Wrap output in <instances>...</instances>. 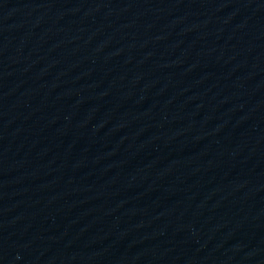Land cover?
I'll list each match as a JSON object with an SVG mask.
<instances>
[{
	"label": "water",
	"instance_id": "95a60500",
	"mask_svg": "<svg viewBox=\"0 0 264 264\" xmlns=\"http://www.w3.org/2000/svg\"><path fill=\"white\" fill-rule=\"evenodd\" d=\"M0 264H264V0H0Z\"/></svg>",
	"mask_w": 264,
	"mask_h": 264
}]
</instances>
